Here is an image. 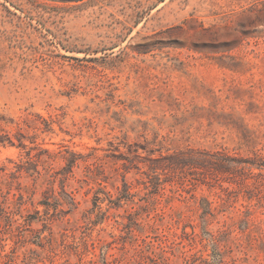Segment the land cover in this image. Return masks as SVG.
<instances>
[{
  "label": "rangeland",
  "instance_id": "1",
  "mask_svg": "<svg viewBox=\"0 0 264 264\" xmlns=\"http://www.w3.org/2000/svg\"><path fill=\"white\" fill-rule=\"evenodd\" d=\"M0 264H264V0H0Z\"/></svg>",
  "mask_w": 264,
  "mask_h": 264
},
{
  "label": "trees",
  "instance_id": "2",
  "mask_svg": "<svg viewBox=\"0 0 264 264\" xmlns=\"http://www.w3.org/2000/svg\"><path fill=\"white\" fill-rule=\"evenodd\" d=\"M2 142V140L0 139V143Z\"/></svg>",
  "mask_w": 264,
  "mask_h": 264
}]
</instances>
